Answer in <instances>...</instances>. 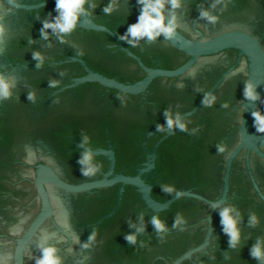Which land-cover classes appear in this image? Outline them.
I'll use <instances>...</instances> for the list:
<instances>
[{"label":"flooded vegetation","instance_id":"1","mask_svg":"<svg viewBox=\"0 0 264 264\" xmlns=\"http://www.w3.org/2000/svg\"><path fill=\"white\" fill-rule=\"evenodd\" d=\"M140 7L137 0L130 1L128 26L137 22ZM182 8L177 25L185 37L195 39L199 32L207 37L238 30L257 39L264 51V0H182ZM204 10L217 16V22L202 17ZM230 14L238 17V22L222 26ZM246 14L249 19L243 26L240 21ZM131 40L136 43H129ZM125 48L134 56L125 52L124 84L146 76L137 58L147 67L168 70L188 59L160 36L151 41L128 36ZM247 81L246 54L225 48L201 56L181 74L152 78L138 93L119 91L109 146L115 163L109 177L135 176L141 171L140 178L151 186L150 195L158 202L177 193L190 194H183V198L178 195L167 208L155 213L145 205L139 190L125 183L120 204L110 214L119 200L122 182L100 187L88 237L94 230L98 234L91 246L84 248L80 264H261L251 251L256 245L264 250V143L257 144L258 151L245 145L235 151L241 144ZM206 94L216 98L211 106L203 103ZM169 108L189 121L188 130L177 127L174 132L161 134L159 126L166 125L164 113ZM256 111L264 114V75ZM252 132L261 134L254 120ZM218 145H225L226 151H218ZM153 149L152 164L148 154ZM105 166L104 173L111 168L109 158ZM163 185H173L176 191L165 192ZM228 206L241 217L237 248L229 246L230 237L221 224L219 213ZM141 215L144 231L138 234L136 243H130L125 236L136 232L132 225H140ZM177 215L185 220L181 228L173 227ZM253 215L258 220L254 225L250 224ZM153 216H160L166 224L168 231L163 235L152 225ZM187 252L190 255L178 261Z\"/></svg>","mask_w":264,"mask_h":264},{"label":"clouds","instance_id":"2","mask_svg":"<svg viewBox=\"0 0 264 264\" xmlns=\"http://www.w3.org/2000/svg\"><path fill=\"white\" fill-rule=\"evenodd\" d=\"M140 4V12L137 18V22L130 24L127 28V33L125 36L121 37L122 39H127L128 36L135 38L147 37L149 41L155 40L161 34L167 38H173L177 31V18L175 15L166 16L165 8L170 5L172 9H177L182 7V0H137ZM218 3L222 0H217ZM88 3V0H56L55 9L59 13L55 17V22L45 21L43 29L51 28L54 32H63L69 33L76 29L77 23L80 20L81 15L88 16L90 19H96L92 16V13L85 7ZM94 6V5H93ZM226 6V5H225ZM118 5L116 3H109L105 8V13H112ZM215 7V5H213ZM201 16L207 18L209 22L216 23L218 20L217 16L211 15L207 10L201 12ZM167 20V23L165 22ZM97 24H101L102 21L96 20ZM42 29V36L47 39L48 33ZM5 29L3 24H0V36L3 35ZM63 41V37H60ZM129 43L135 44V40L129 41ZM34 58L40 61L37 67L41 66L43 63V57L40 53H35ZM57 81H52L51 86H58ZM12 84L11 82L0 75V98H9L12 95ZM244 95L249 99H257L258 96L254 91V86L251 83L246 84L244 89ZM123 98V97H122ZM29 99H35V94L30 93ZM216 98L211 94H206L203 103L207 106H211ZM165 120L166 125H160V132L163 133L164 127L166 126L169 130L174 128H180L181 130H188L189 121L183 120L180 113L173 114L172 110H165ZM254 117V125L256 130L260 133H264V114L259 111H254L251 113ZM84 144L90 143V138L85 136L83 140ZM92 146H95L93 144ZM218 151H226L225 145H218ZM94 158L91 151L83 153V158L79 161L82 165H88L86 168H82V172L85 176H95L98 174L99 169L102 167L106 168L105 165H102L99 162H94ZM163 191L171 193L176 191L173 185H163ZM180 197L183 198V193H179ZM178 202V201H177ZM236 212V215L233 216L232 213ZM221 224L224 225L223 231L229 235V246L232 248H237L240 246L241 242V231L238 227L240 220L239 212L233 207L228 206L224 207L220 211ZM258 222L256 216L250 218V224H256ZM151 223L154 226L158 234L163 235L168 231L166 224L163 222L160 216H153ZM185 220L183 216L177 215L176 221L173 225L174 228H181ZM136 227V232L133 234H127L125 239L130 243L137 242V236L139 233L144 231L143 226V215L140 217V225H132ZM98 230H94L88 237V242L84 244L85 248L91 246V243L96 240ZM142 246H143V242ZM41 257L36 260V264H62V258L57 254L58 249L55 246H45V244L40 245ZM251 255L261 261V264H264V250L260 248L259 245L253 247ZM2 264V262H0Z\"/></svg>","mask_w":264,"mask_h":264},{"label":"water","instance_id":"3","mask_svg":"<svg viewBox=\"0 0 264 264\" xmlns=\"http://www.w3.org/2000/svg\"><path fill=\"white\" fill-rule=\"evenodd\" d=\"M130 1L135 2L136 0H130ZM164 11H165L166 16L175 15L177 20H181L182 13L184 12L182 7L177 8V9H172L170 5H168ZM247 15L248 14H246L244 19H241L240 21L241 25L243 26H247L246 20L249 19V16ZM238 19H239L238 17H234L230 14L224 19L221 25L224 27L233 26V24L238 22L237 21ZM165 22L167 23V20ZM160 37L167 44L171 45L177 50L182 51L183 53L188 55V59L179 67L168 70V69L147 67L137 58L141 67L147 73L146 76L143 79L136 81L134 83H131V84L121 83L119 91L126 92V93H132V94L138 93L144 90L145 87L148 85V83L152 80V78L156 76H159V75L176 76L188 70L189 68L193 67L195 62L203 55L212 54L220 50H223L225 48H235L239 52L245 53L247 56V59H248L247 84L251 83L254 86V91L256 92L258 96V98L255 100L246 98L244 115H243L242 124H241V144L235 149V151H237V149L243 145H245L248 149L254 148L255 150H257V144L264 143V133L255 135L252 132V125H253L254 117L251 115L252 112L256 111L258 102L260 100V96L262 92V85H263V75H264V51L259 45L258 40L245 32L238 31V30H232V29L223 31V32L211 35V36H207V37L204 36L203 33L199 32V37L195 39L187 38L184 35H182L179 31H177L176 35L173 38H167L163 34H161ZM125 52L134 56L126 48H125ZM177 129L178 128L169 130L168 128L164 127L163 131L166 134H169L171 132L176 131ZM149 133H153V131H150ZM235 151L233 152V154L235 153ZM148 156L150 157V161L153 164L154 156H155V149H153L152 153L148 154ZM107 158L110 159L111 168L106 173H104L101 187L110 185L116 181L122 182V186L119 192V200L115 208L111 211L110 214L115 212L120 204L121 191L123 190L125 183L134 185L139 190L141 198L143 202L145 203V205L149 209L154 211L155 213L162 209L167 208L169 204L179 195V193H177L165 202L156 201L150 195L151 186L145 184V182L140 178L141 171H139L137 175L135 176L115 174L109 177V175L111 174L113 170V166L115 163V155H114L113 150L108 151ZM230 160L231 158L228 161V167H229ZM226 178H227V175H226ZM181 193L186 194V195L190 194L189 192H181ZM189 255H190V252L185 253L178 259V261L184 257H188Z\"/></svg>","mask_w":264,"mask_h":264}]
</instances>
